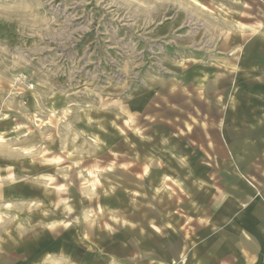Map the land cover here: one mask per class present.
<instances>
[{"label":"rangeland","instance_id":"1","mask_svg":"<svg viewBox=\"0 0 264 264\" xmlns=\"http://www.w3.org/2000/svg\"><path fill=\"white\" fill-rule=\"evenodd\" d=\"M263 22L264 0H0V242L40 239L33 264H107L119 225L132 240L164 217L143 176L198 120L223 123L200 106L234 91L209 77L235 58L217 44L239 23L261 41ZM120 194L125 216L104 207Z\"/></svg>","mask_w":264,"mask_h":264},{"label":"crops","instance_id":"2","mask_svg":"<svg viewBox=\"0 0 264 264\" xmlns=\"http://www.w3.org/2000/svg\"><path fill=\"white\" fill-rule=\"evenodd\" d=\"M239 24V28L234 26V29L237 27L234 38L217 44L221 52H236L235 58L224 59L227 66L219 76L209 75L222 78V83L226 81L229 85L230 78H236L234 91L228 86V93H223L222 99L208 97L206 104L200 105L224 106L223 123L198 120L192 125L194 134L191 131V136L184 138V151L169 155V168H163V175L153 169L143 176L148 181L149 195L166 194V214L164 217L150 215L134 223L135 231L140 226L145 229L140 235H130L132 240L121 235L128 228L119 225V234L111 235L104 243L111 254L107 264H262L264 35L257 41L258 26ZM229 61H235L234 69L228 70ZM209 93L208 90V96H212ZM161 177L163 190L158 188ZM174 194L179 195L177 200ZM116 197L117 201L108 196L104 207L125 216L129 209L119 199L121 194ZM151 205L157 211L163 207ZM29 234L19 239H2L0 264H33V250L42 244ZM176 241L180 247L171 253V245ZM132 244L136 248L130 250Z\"/></svg>","mask_w":264,"mask_h":264},{"label":"built area","instance_id":"3","mask_svg":"<svg viewBox=\"0 0 264 264\" xmlns=\"http://www.w3.org/2000/svg\"><path fill=\"white\" fill-rule=\"evenodd\" d=\"M261 263L264 264V254L262 256ZM172 264H175V263H172Z\"/></svg>","mask_w":264,"mask_h":264}]
</instances>
